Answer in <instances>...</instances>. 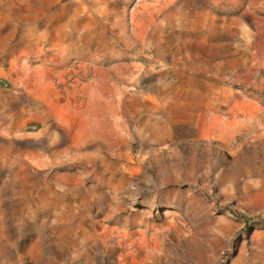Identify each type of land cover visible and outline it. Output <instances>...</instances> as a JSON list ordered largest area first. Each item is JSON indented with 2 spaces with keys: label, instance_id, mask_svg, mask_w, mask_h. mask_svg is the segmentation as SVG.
I'll return each mask as SVG.
<instances>
[{
  "label": "rangeland",
  "instance_id": "obj_1",
  "mask_svg": "<svg viewBox=\"0 0 264 264\" xmlns=\"http://www.w3.org/2000/svg\"><path fill=\"white\" fill-rule=\"evenodd\" d=\"M17 4L103 81L0 136V264H264V0Z\"/></svg>",
  "mask_w": 264,
  "mask_h": 264
},
{
  "label": "crops",
  "instance_id": "obj_2",
  "mask_svg": "<svg viewBox=\"0 0 264 264\" xmlns=\"http://www.w3.org/2000/svg\"><path fill=\"white\" fill-rule=\"evenodd\" d=\"M20 8L22 12L30 11L19 6L17 0H0V136L6 137L15 134L16 126L22 123L32 108L47 117L49 104L53 101L49 94L56 92L60 79L67 71L72 69L73 74L78 76L80 71L86 74L89 69L88 62L82 64L80 69H74V60L66 56L43 57V47L34 39L28 44L16 45V11ZM32 56L36 58L33 60ZM102 81L101 78H92L84 83L78 76L73 87L89 93L90 88H100ZM7 88L21 89L8 91ZM243 107L248 114L253 112L252 103ZM44 129L47 131V128Z\"/></svg>",
  "mask_w": 264,
  "mask_h": 264
},
{
  "label": "bare ground",
  "instance_id": "obj_3",
  "mask_svg": "<svg viewBox=\"0 0 264 264\" xmlns=\"http://www.w3.org/2000/svg\"><path fill=\"white\" fill-rule=\"evenodd\" d=\"M203 131L205 133L210 134L212 137H219L222 136L224 131L227 129L225 126L221 124H205L202 125Z\"/></svg>",
  "mask_w": 264,
  "mask_h": 264
}]
</instances>
